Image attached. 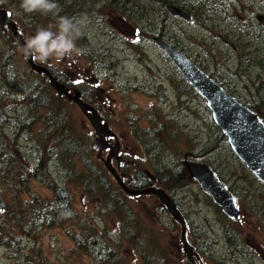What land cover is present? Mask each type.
Returning <instances> with one entry per match:
<instances>
[{
	"label": "rangeland",
	"instance_id": "obj_1",
	"mask_svg": "<svg viewBox=\"0 0 264 264\" xmlns=\"http://www.w3.org/2000/svg\"><path fill=\"white\" fill-rule=\"evenodd\" d=\"M186 1L192 7L184 11L192 17L190 23L173 18L164 7L155 8L156 3L147 0H128L126 6L119 5L121 0H79V17L89 19L83 35L87 46L80 38V55L52 58L43 64L34 61L65 74L69 88L80 86L91 97L92 102L82 100L115 135L104 140L117 147L113 156L108 147L94 149L99 137L79 108L64 97L66 103L55 99L57 93L47 77L31 69L21 47L11 42L9 29L0 27V135L21 162L33 149V141L37 147L44 141L40 146L44 150L33 151L38 164L29 160L20 166L11 161L7 172L0 169V197L6 196L10 203L9 212L0 209V264H189L180 224L155 196L126 194L104 166L108 157L128 189L156 188L174 199L186 220L185 238L196 249L200 263L264 264V186L246 168L239 171L229 161L220 137L207 125L211 114L205 110L204 100L176 88L178 72L153 41L160 34L155 39L167 41L192 62L198 59L211 78L264 115V29L258 21L264 17V0ZM0 5L12 14L11 21L22 32L23 41L51 24L46 16L27 14L6 0H0ZM95 61H104V65L97 68ZM31 84L36 85L32 90L38 95L41 89L52 98L45 111L33 108L29 115L31 104L21 92ZM96 94L100 101L94 102ZM47 112L58 130L49 132ZM64 135L88 149L86 164L78 154L80 163L73 154L60 158L58 144L66 141ZM78 149L67 154L78 153ZM191 154L204 156L196 155L193 160L213 162L224 176L226 173L225 183L236 196L240 222L226 221L195 181L178 175L184 168L183 158L189 155L187 160L192 161ZM117 155L122 156L120 172ZM90 168L97 173L103 170L101 183L105 182L111 196L103 191L90 193L89 198L84 192L82 183L94 179ZM155 169L166 173L157 176ZM139 176H145L146 188H139ZM156 177L162 184L156 183ZM95 184L100 186V180ZM63 188L68 190L73 212L60 208L52 223H33V210L54 200V191ZM103 199H110L109 207H102ZM123 207L131 213L126 215L129 211ZM229 223L241 239L235 246L225 235ZM131 233H137L136 240L141 242L130 238Z\"/></svg>",
	"mask_w": 264,
	"mask_h": 264
},
{
	"label": "water",
	"instance_id": "obj_2",
	"mask_svg": "<svg viewBox=\"0 0 264 264\" xmlns=\"http://www.w3.org/2000/svg\"><path fill=\"white\" fill-rule=\"evenodd\" d=\"M165 10L173 18H180L185 23L192 21L191 16L174 7H166ZM11 14L0 8V26L6 30L9 28L14 41H17L21 47L24 44L16 25L11 21ZM262 28L264 20L258 19ZM155 45L161 49L165 57L177 70L180 76L189 84V86L204 100L207 109L211 113V118L216 128L227 139V142L241 163L246 169L261 183L264 184V123L248 106L239 102L233 95L227 92L219 83L197 67L186 55L182 54L176 47L160 39L153 40ZM28 64L36 73L47 77L50 86L56 91L59 97L66 98L74 103L81 113L88 120L90 126L94 129L96 139L94 149L99 147L113 149L106 145L104 140L109 137H115L103 124L102 118L97 111L88 103L82 100L79 91L69 94L65 85L58 82L45 67L34 63L31 57H28ZM183 158L182 164L189 177L194 180L200 189L206 193L213 203L218 206L221 212L230 220L238 221L240 213L237 210L235 198L227 191L224 184L217 178L216 174L205 163L192 162ZM105 168L112 174L120 184L122 190L131 196L153 195L162 206L166 208L172 219L181 226V243L183 252L189 264H202L199 262V256L194 253L193 247L187 242L185 221L177 209L176 203L165 192L156 188L142 190H130L122 183L114 168L111 166L110 157L104 163ZM118 169V167H117ZM150 180L154 177L146 172ZM198 261V263L196 262Z\"/></svg>",
	"mask_w": 264,
	"mask_h": 264
},
{
	"label": "trees",
	"instance_id": "obj_3",
	"mask_svg": "<svg viewBox=\"0 0 264 264\" xmlns=\"http://www.w3.org/2000/svg\"><path fill=\"white\" fill-rule=\"evenodd\" d=\"M20 1L21 0H15V2H14L12 0H6V2L8 4H10L13 7H17V8H18V6H20V3H18ZM78 1L79 0H56V2L59 4L60 9H61L59 15H61V16H68V17H79V15H80V7L77 6V2ZM147 1H149L150 3H156L157 6L154 4V7L155 8H159V9L160 8H163V7L165 8L166 5H171L173 7L176 6V8L178 7V9L182 8L186 12L192 10V7H190L189 3L186 0H147ZM207 1H212V0H207ZM213 1H215V0H213ZM142 14H144V13L142 12ZM46 17L51 22V24L55 23V18L51 14H49ZM98 18H99V16L97 17V20H98ZM155 36L162 37L160 34H156ZM83 39H85L84 36L81 37V40H83ZM83 41H84L85 46H87V42L85 40H83ZM86 49L88 51V47H85V51H86ZM92 53H94V52H89L88 55H93ZM96 56L98 58L99 54H96ZM95 62H96L95 65H97V68L100 67L101 64L104 65V61L102 63H100L98 61H95ZM193 63L197 67H199L202 71H204L207 75H209L211 77L210 73L202 66V63L200 61H198V59L195 60ZM49 70L60 81H62L66 85V87H68L67 84H66V82L68 81L69 78L65 74L59 75L58 73L55 72V70H52L50 68H49ZM214 80L217 81L216 78H214ZM174 84L176 85V88L177 89L186 90L188 93H192L196 97L199 96L178 73H175ZM222 86L224 87V85H222ZM27 88L28 89L25 88V91L24 92L22 91L21 94L22 95H25L26 98L29 100V102L31 104V106H29L30 109L28 111V114L31 115V109L33 110V108H35L36 110H43V111H45V106L49 103V100L52 98V96L51 95H49V96L46 95L41 89H38L39 90V95H38V92L37 91L32 90V89H35L36 88V85H32L31 84ZM68 89L70 90L69 87H68ZM71 89H77L79 92H81L82 97H83V100L85 99L87 101L89 100V102H92L91 97H89L86 93H83V90L80 89V86H72ZM225 90H227V89L225 88ZM55 97H56L55 99L57 101L62 102V103H66V101L64 100V98H60L58 95L55 96ZM203 106H204L205 110H207L209 112V110L207 109V107L205 105V102H203ZM50 114H51L50 112H47L46 113V115H48V117H47V119H48L47 120L48 121V125L47 126L49 127V132H51L52 129L58 130V128H55V124H54V121H53V117L52 116H49ZM259 116L261 117V119L264 122V116L261 113L259 114ZM24 120H25V122H27L28 121V116H26ZM9 121H11V120L9 119ZM60 121L62 122L61 125H63V122L65 120L63 119V120H60ZM207 125H208V127H210L212 129V131H214V133H216L220 137V141H221V143H222V145H223V147H224V149H225V151L227 153V158L229 159V161L231 163H233L237 167V170L239 169V171H240L241 168H242V170L245 171V167L237 159V157L233 154V152L231 151V149L228 146L227 140L221 134V132L216 128V126L214 125V123L210 120V122ZM64 137H65L64 139H66V141H64V142L59 141V144H58V148L61 150V151L59 150V156H60V158H66L70 154H73L72 156L76 155L77 157L79 155V157L82 158V160H81L82 163L83 164H86L85 161H87V159L84 156L86 155V150L88 152V149H86L85 147H82L81 145H79L76 142L75 139L70 138L69 136L66 137V135H64ZM38 142H40V139L39 138H38ZM189 142L191 144L195 145L194 141H189ZM41 144H44V141H42V142L39 143V147H37V143H35L33 141V149L30 150L31 151L30 154H27V158L28 159L23 157L22 162L23 163L24 162L25 163H28L29 160H33V161H35L36 164H38V162L36 160H38L39 158L36 156V154H34L33 151H36L35 149H37L39 151L44 150V149H41V147H40ZM195 146L199 150H205L202 146H199V145H195ZM77 147L79 148L78 149L79 150L78 153L71 152V153L67 154L69 151H71V150H73L74 148H77ZM145 150H146V153H147V148L146 147H145ZM196 155H199L200 158H204V156H202L200 154H196ZM196 155H192V156H196ZM80 158L78 160L79 163H80ZM208 160L209 159H207L206 161H208ZM11 161L17 162L16 164H19L20 166H22V162L17 157V155L12 150H10L9 143L7 142V140H5L2 137V135H0V169L2 171H4V172H7L6 166L8 164H10ZM208 164L210 165V167L213 168V171L216 173V175L218 176V178L220 180H222L224 183L227 182L226 173H225V176H224V174L222 173L221 167L218 169L213 164V162H209V161H208ZM89 170L92 173L94 172L93 173V178L94 179L93 180H87V182H83L82 183V186H81L82 189L84 190V192H87L88 193V197L90 198V193L92 194L94 192L96 194H98V193L101 194V192H103V191L105 192V194H106L107 197L108 196H111V192L107 190L106 185H105V182H102L101 183V179H100L99 174L103 173V170L100 168L99 169V173H97L95 170H93L91 168ZM154 171L156 172L157 176H160V175H163L164 173H166V172H163V171H159L157 169H155ZM180 174H184V175H186V177L188 175L186 173V171H185L184 168L181 169L180 172H178V175H180ZM139 177H140V178H138L139 181H140L139 188H141V189L142 188H146L149 185V183L146 181L145 176H139ZM165 178L168 179V177H165ZM42 180H44V178ZM97 180H100V186H98L97 184H95V182ZM156 183L158 185L161 183V181L158 179V177H156ZM226 186H227L228 190L233 194V191H231V188L227 184H226ZM61 190L60 191L59 190H55L54 191L55 192L54 200H46L45 203H43L42 205L37 206V207L35 206L36 208L33 210V219L31 220L33 223H38V225H43V226L46 223H52L54 221V217L53 216L59 211L60 208H62L64 211L66 210V212L69 213V214L71 212H73V210H72V208H73L72 207V200L69 198V193H67L68 190L66 188H63ZM6 199L7 198L4 195L2 197H0V209L2 210V212H5V211L9 212L10 211V209H9L10 208V203H9L8 199L7 200ZM110 199H103L105 201V203L102 205V207H104V208L109 207V205H110L109 200ZM123 208H125V207H123ZM125 209H127V208H125ZM257 212H258V210H257ZM130 213L131 212L129 211L128 213H126V215H129ZM2 220H4V218ZM226 221L230 222L231 220L227 219ZM7 227H8V230L9 231H12L11 230V226H7ZM2 229H4V227ZM134 230H136V229H134ZM139 231H140V229H139ZM141 234H145L142 229H141ZM225 235H226V238L228 239V241L230 243L233 242L232 245H234V246L236 245L237 242H239L241 240V239H239L238 235L231 229L230 223H229V225H227V228L225 230ZM130 238L135 239V241H137V242H141L140 240L139 241L136 240L137 233H131L130 234ZM74 240H76V239H74ZM92 240L94 241L93 238H92ZM80 242H84V240H80Z\"/></svg>",
	"mask_w": 264,
	"mask_h": 264
},
{
	"label": "clouds",
	"instance_id": "obj_4",
	"mask_svg": "<svg viewBox=\"0 0 264 264\" xmlns=\"http://www.w3.org/2000/svg\"><path fill=\"white\" fill-rule=\"evenodd\" d=\"M20 8L27 14H51L55 18V23L38 28L34 35L26 38L20 49L26 57L43 64L52 58L62 60L81 54L77 40L84 35L89 24L87 16L59 15L61 9L56 0H21Z\"/></svg>",
	"mask_w": 264,
	"mask_h": 264
},
{
	"label": "flooded vegetation",
	"instance_id": "obj_5",
	"mask_svg": "<svg viewBox=\"0 0 264 264\" xmlns=\"http://www.w3.org/2000/svg\"><path fill=\"white\" fill-rule=\"evenodd\" d=\"M113 1H115V0H110V3H113ZM126 1H128V0H121V3H119V5L120 6H126V4H124ZM234 1H237V0H234ZM115 4H116V2H115ZM123 11V10H122ZM129 16V15H128ZM257 20V19H256ZM262 29H264V28H262ZM165 57V56H164ZM166 58V57H165ZM93 77V76H92ZM85 80H86V78H84ZM170 79L171 78H169V81H170ZM86 81H88L89 82V80H86ZM98 81V80H97ZM93 82H94V80H93ZM95 97L97 98V99H95L94 97V102H97V100H99L100 101V95L98 94H96L95 95ZM95 105H96V103H95ZM94 105V107L96 108V109H98L99 108V106H95ZM255 112H257L258 114H260L259 113V111L257 110V109H253ZM264 116V115H263ZM109 150H110V148H108ZM116 149H117V147L114 149H112L113 151L111 152L112 153V156H113V153L116 151ZM118 150H120V147L118 148ZM111 151V150H110ZM121 155H123V154H121ZM122 156H120V155H117L116 156V160H117V166H116V168L118 167V171L120 172L121 170H123V168H122V158H121ZM194 159V158H193ZM183 161V160H182ZM161 205V204H160ZM162 206V205H161ZM178 207V206H177ZM179 209V208H178Z\"/></svg>",
	"mask_w": 264,
	"mask_h": 264
},
{
	"label": "bare ground",
	"instance_id": "obj_6",
	"mask_svg": "<svg viewBox=\"0 0 264 264\" xmlns=\"http://www.w3.org/2000/svg\"><path fill=\"white\" fill-rule=\"evenodd\" d=\"M166 7H173V6H171V5H166L165 6V8ZM174 8H176V6H174ZM176 9H178V7L176 8ZM182 8H180L179 10H181ZM183 10V12L185 11L184 9H182ZM181 10V11H182ZM186 12V11H185ZM184 12V13H185ZM187 14V13H186ZM191 19H192V17H191ZM193 20V19H192ZM260 20H264V17L263 16H261V18H260ZM208 22V21H207ZM155 38H159V37H157V36H155L154 38H153V40L155 39ZM35 92V91H34ZM208 166H209V168L211 169V170H213V168L212 167H210V165L208 164ZM233 196H235V195H233ZM236 197V196H235ZM182 217H183V219H184V221H185V223H186V220H185V218H184V216L182 215Z\"/></svg>",
	"mask_w": 264,
	"mask_h": 264
}]
</instances>
